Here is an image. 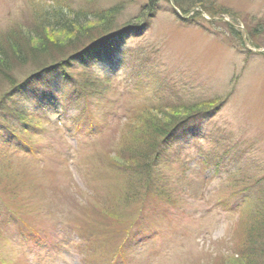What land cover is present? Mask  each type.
<instances>
[{
  "label": "rangeland",
  "instance_id": "obj_1",
  "mask_svg": "<svg viewBox=\"0 0 264 264\" xmlns=\"http://www.w3.org/2000/svg\"><path fill=\"white\" fill-rule=\"evenodd\" d=\"M53 1L0 0L2 48L31 50L41 35L32 24L34 17L54 7ZM62 1L72 16L81 12L89 17V12L117 7L119 28H134L140 20L144 26L139 34L100 48V57L111 56L100 65L87 71L77 63L78 68L68 70L69 79L87 86L91 96L83 116L94 137L86 132L71 139L54 116L32 123L27 118L19 123L11 113L2 118L3 128H17L5 137L19 140L31 155L23 159L0 147V264H214L213 253L222 251L217 264H242L236 252L243 248L245 234L232 235L236 217L219 205L241 188L264 203V30H257L264 29V0H199L201 7L188 15L182 12L188 6L184 2L177 15L172 0ZM83 18L90 30L95 21ZM31 29L32 34L23 37ZM45 34L57 47L50 57L39 55L32 61L28 56L26 65L13 68L16 82L61 62L52 57L62 52L64 32ZM13 35L15 40L9 41ZM62 71L31 78V84L41 87L45 81L51 88ZM25 90L3 98L0 108L26 100L30 93ZM4 92L6 84L0 83V95ZM183 105L209 108L204 119L186 125L209 139L205 133L206 139H194L190 132L184 138L183 130L171 138L158 180L164 196H154L145 212L155 218L156 227L150 230L154 235L117 248L127 230L124 216L135 210L124 194L139 189L134 185L137 174L128 179L135 149L131 141L142 127L136 122L144 118L162 126L174 106ZM67 109L70 118L77 114ZM210 140L220 141L219 152ZM185 154L184 164L176 169ZM211 156L217 161L221 156L222 164L203 179L194 164L199 157L206 161Z\"/></svg>",
  "mask_w": 264,
  "mask_h": 264
},
{
  "label": "trees",
  "instance_id": "obj_2",
  "mask_svg": "<svg viewBox=\"0 0 264 264\" xmlns=\"http://www.w3.org/2000/svg\"><path fill=\"white\" fill-rule=\"evenodd\" d=\"M153 1L158 2L159 0ZM88 2L90 3L93 1L88 0ZM182 2L188 5L185 9H182V12L185 15H188L189 12L193 9L201 7V1L199 2V0H172V3L177 10L180 9L179 6ZM53 4L55 6L49 9L48 12H43V14L40 16L38 15L37 19L34 17L35 21L33 20L32 24L34 27L39 29L38 31H40L41 35H37V37H35L34 42L31 43V50H29L28 52H21L20 49H18L17 51L12 49V51L11 48H13V45H8L10 49L7 46L2 48L5 44L0 45V83L6 84L7 89V92H4L6 93L4 97L0 95V103H2V98L5 99L6 96L9 98V96L14 95L15 92H18L23 88L26 89L25 91H30L33 88H36L31 84V81L24 84H20V81L16 82L17 77L13 76L14 73H12V71L13 68L18 67V65H26V59L28 56L32 61L37 60L36 56L39 57V55L50 57V51L55 50L54 47H57V44H55L56 42L54 40L48 37L49 34L47 35L45 33H49V31L51 30L59 32L61 31L64 32V35L66 37L64 40H62V45L60 46V50L62 49V52L56 55L57 57L52 58H59L60 60L70 58L76 59L77 62L80 63L81 67L86 68L88 71V69L90 68L87 67L98 65L100 61L103 60V57L99 56V54L101 53L100 48L111 46V41H115L118 39L123 40L125 36L129 35L130 37H133L136 34H139L143 29L141 20L136 24L134 28L128 26H125V28L123 29L119 28L115 18L120 13L116 9L117 7L101 11H92L89 12V17H86L84 15H81V12L73 13L75 14L73 16L71 15V13L69 14V8L64 7L69 5L65 4L62 0H54ZM87 12L88 11H86V13ZM83 17L86 18V21H95V25L92 26L90 30L86 29V27L84 26L85 20H83ZM42 28H44V33L42 32ZM257 30L258 32H262L264 29L260 28V30ZM34 31L35 30H33V32ZM31 32L32 29L28 30L26 33H22V35L23 37H28V35L32 34ZM35 34H37V31L35 32ZM104 36L110 37H105L107 38L105 39ZM101 38H104V40L98 41V39ZM14 40L15 39L13 35L11 40L9 41ZM85 42L89 43L85 44ZM15 47L17 48V46ZM132 64L131 67L133 66ZM131 67L129 66L130 70ZM63 68L65 67L63 66ZM37 74L34 75V80L36 78V80L40 79L38 78L40 76L36 77ZM41 74L42 73H40V75ZM137 80L141 84L142 78L138 77ZM44 82L45 81L41 83ZM139 86L141 87V85ZM39 92H41V94L36 95L38 97L36 103H40L41 105H48V102H46L47 99L45 98V93L42 92V90H39ZM79 94L81 95V92H79ZM52 101L53 100H51V102ZM169 102L171 103L170 105H172L173 99L170 98ZM12 104L14 105L12 106L14 108H0L4 109L0 110V112L4 111L3 114L0 113V123H5L2 122V118L4 117L5 119L6 115H9V113H11L13 118L19 123L23 122L25 118H27L28 120L29 118H31L32 115L28 114V111L30 109H26L22 102H20V104L15 102ZM174 107H176V109H174V114L171 116V119L169 120V122L164 123L162 126H158L154 124L155 122H151L148 120L145 122L143 120L144 118L140 119V122H138V120L136 119V126L138 127L141 123L142 127H140L137 134H133V139L131 141V145L134 144L135 149L133 151V161L129 163V169H131V171L128 174V179H131L132 177L134 178L137 174V180L134 181V185H139V189L135 193L130 194L131 190H128L124 194V200L126 202H129V205L134 204L135 210L130 214L129 217L125 218L124 216L127 230H123L121 242L119 245H116L117 248L124 244H126L127 246H131V244H133L134 242L138 244V241L141 242V239L149 238V236H152L150 234V232L152 231L150 230L156 227V223L155 218L145 216V212L148 211L146 205L149 204L154 196H164V190L159 186L160 184H158V180L162 178V161L168 152L167 147L172 141L171 138L173 136L175 137L181 130L184 131H182L184 134L181 133V135H184V138H186L187 136L185 135L186 132H190L193 134L196 133V137H202L200 136L201 134L198 133L195 129L186 128V124L193 121L195 117L208 113L209 108L206 106L205 108L202 106L186 107L185 105L181 106L180 108H178V106ZM37 108L39 109L38 106ZM153 119L156 120V118ZM73 126L74 131L84 128V125L82 123L76 121H73ZM14 128L15 126L12 125H10V127L5 126V130L2 132V134H0V147H6L7 149L10 148L9 144L11 139H7L5 137V133L6 131H10V129ZM81 132L85 133L83 131ZM210 141L212 148L215 149V153L219 152L220 146L218 144L220 143V141ZM14 150L15 149L12 147L11 152L9 151V153H11V155H15ZM222 151L224 152L225 150L222 149ZM222 160L223 159L221 158V156L218 158V161L214 159V156L207 158L206 161L202 157H199V159H196L198 163L196 165H199L200 167H202L201 165H204V167H207L210 163H213L212 165L218 166L222 162ZM132 163L134 165L131 168ZM181 166L182 164L178 163L176 169H179ZM194 167L196 168L195 165ZM184 169L185 168L182 169V173ZM202 170L203 169H199L201 174L203 173ZM180 176V180H183V175L180 174ZM132 181L129 180V182ZM126 186L129 187V185ZM255 195L256 193H249L247 189L241 188L237 192H234V195L230 197V199L221 201L219 205L225 211H229L230 213H232L231 216L236 217L237 223L234 229H232V235L234 233H238L240 235L242 233L245 234L243 240V248H240V250L237 249L236 252L238 259L242 264L244 263V260L246 264H264V203L260 202L259 199H257L256 201V198L254 199ZM226 230L227 234L228 229ZM229 236V234L225 235L226 238H229ZM223 252L224 251L213 253L214 264L218 263V259H222Z\"/></svg>",
  "mask_w": 264,
  "mask_h": 264
},
{
  "label": "snow or ice",
  "instance_id": "obj_3",
  "mask_svg": "<svg viewBox=\"0 0 264 264\" xmlns=\"http://www.w3.org/2000/svg\"><path fill=\"white\" fill-rule=\"evenodd\" d=\"M3 132V125L0 124V134H2ZM4 222V217H3V211L0 210V223H3Z\"/></svg>",
  "mask_w": 264,
  "mask_h": 264
}]
</instances>
